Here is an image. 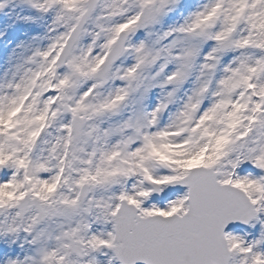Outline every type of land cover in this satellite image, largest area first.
<instances>
[{
	"label": "snow or ice",
	"instance_id": "snow-or-ice-1",
	"mask_svg": "<svg viewBox=\"0 0 264 264\" xmlns=\"http://www.w3.org/2000/svg\"><path fill=\"white\" fill-rule=\"evenodd\" d=\"M178 2L27 0L52 35L0 81L3 264H264V0L153 40Z\"/></svg>",
	"mask_w": 264,
	"mask_h": 264
}]
</instances>
